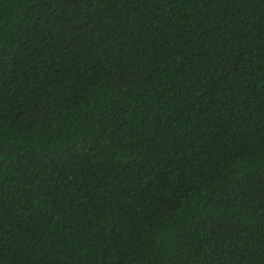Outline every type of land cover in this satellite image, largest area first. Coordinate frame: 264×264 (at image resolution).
Returning a JSON list of instances; mask_svg holds the SVG:
<instances>
[{"label": "trees", "instance_id": "1", "mask_svg": "<svg viewBox=\"0 0 264 264\" xmlns=\"http://www.w3.org/2000/svg\"><path fill=\"white\" fill-rule=\"evenodd\" d=\"M0 264H264V0H0Z\"/></svg>", "mask_w": 264, "mask_h": 264}]
</instances>
